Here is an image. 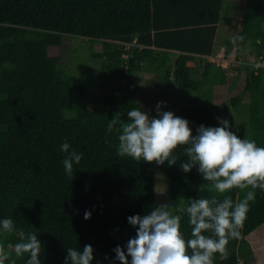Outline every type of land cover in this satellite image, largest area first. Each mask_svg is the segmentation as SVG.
Wrapping results in <instances>:
<instances>
[{
    "label": "trees",
    "instance_id": "1",
    "mask_svg": "<svg viewBox=\"0 0 264 264\" xmlns=\"http://www.w3.org/2000/svg\"><path fill=\"white\" fill-rule=\"evenodd\" d=\"M225 3L0 0V220L11 218L15 225L12 233H0V264H26L27 255L16 257L7 246L28 233H36L42 242V264H65L67 248L82 251L85 245L94 249L92 264H120L113 249L121 246L126 251L127 241L136 235L128 217L147 215L158 205L154 165L119 157L117 133L107 132L117 113L126 121L127 111L139 107L131 78L139 64L161 80H174L180 108L162 110L190 121L193 135L202 124L221 126L219 117L231 123L239 138L264 147L263 65L244 62L248 119L235 123L228 103L221 106L211 100L213 87L226 82V70L207 60L215 52ZM240 9L235 39H223L226 51L235 44L239 57V50L250 43L254 57L262 61L264 0H241ZM64 34L105 45L117 42L123 51L107 57L93 53L101 59L100 81L95 84L92 78L63 71L59 57L48 55L47 48L59 46ZM65 141L83 153L72 177L62 164L65 154L60 146ZM187 159L181 157L174 166L157 165L168 186L165 203L213 195L220 200L230 195L235 201L245 195L238 189L225 194L208 191V182L196 168L181 170ZM116 196H124V204L110 211ZM85 211H91V219L84 218ZM263 222L264 192L257 189L240 237L229 239L213 264H251L252 251L244 237ZM181 232L185 239L190 235L187 216L182 217Z\"/></svg>",
    "mask_w": 264,
    "mask_h": 264
},
{
    "label": "clouds",
    "instance_id": "2",
    "mask_svg": "<svg viewBox=\"0 0 264 264\" xmlns=\"http://www.w3.org/2000/svg\"><path fill=\"white\" fill-rule=\"evenodd\" d=\"M165 106L157 104L155 117L136 107L127 111L126 121L120 119L121 113L110 120L107 132L117 133V155L161 166L166 162L174 166L186 156L187 162L180 164L181 170L189 173L196 168L203 181L208 182V191L225 194L238 189L245 195L235 201L230 195H224L222 200L213 195L190 199L188 203L183 200L175 205L161 203L147 215L130 216L128 222L136 228V235L127 241L126 251L121 246L113 249L115 260L120 264H213L214 255L224 252L229 239L240 237L239 229L250 202L255 201L256 190L264 192V147L253 139L239 138L231 131V123L219 117L221 126L202 124L193 135L190 121L163 111ZM180 148L183 151L178 157L176 152ZM70 149L67 141L60 146L68 177L73 175L74 163L79 164L83 158V153ZM203 188L202 183L200 190ZM91 215V211H85L84 218L91 219ZM184 216L190 226L187 239L181 232ZM14 230L11 218L0 220V233ZM7 247L14 249L16 257L27 255L26 264H42L43 246L36 233H28L21 242ZM93 252L91 245H85L82 251L69 247L65 264H92ZM6 258L7 254L2 259Z\"/></svg>",
    "mask_w": 264,
    "mask_h": 264
},
{
    "label": "rangeland",
    "instance_id": "3",
    "mask_svg": "<svg viewBox=\"0 0 264 264\" xmlns=\"http://www.w3.org/2000/svg\"><path fill=\"white\" fill-rule=\"evenodd\" d=\"M241 0H226L222 16L225 19L224 23L228 26L220 34L222 41L225 39H235L236 28L238 25ZM223 42V41H222ZM224 45V44H223ZM222 46V45H221ZM220 47V46H219ZM236 45L233 44L228 51L229 59H234L235 62H229L230 65L226 70V82L224 85L214 86L211 92V100L217 105L228 103L231 107V114L234 122L237 123L248 119V103L249 96L245 89L246 69L244 62L248 64H258L264 66V60L260 61V56L254 57V52L250 43L239 50V57L235 55ZM123 51V46L120 43L113 42L105 45L102 41L97 40L90 42L87 38L63 35L59 46H49L47 48L48 55L59 57L60 68L72 76L92 78L93 82L100 81V58L94 57L93 53L101 52L104 57L109 53L117 50ZM189 66L195 65L194 61H188ZM140 65V64H139ZM137 65L136 70L132 73L134 93L139 107L150 116H156V106L158 103H163L165 108L171 111H178L180 102L173 90L174 80H161L142 69V66ZM125 83V79H122ZM98 91V88H97ZM233 103V104H232ZM96 104H89V107H94ZM236 135L234 127L231 128ZM154 165V182H155V199L157 204L165 203L168 191L167 182L157 166L156 162H151ZM124 196H116L113 198L110 206V211L120 208L124 204ZM249 243L252 255L249 258L251 264H264V222L251 231L244 237Z\"/></svg>",
    "mask_w": 264,
    "mask_h": 264
},
{
    "label": "built area",
    "instance_id": "4",
    "mask_svg": "<svg viewBox=\"0 0 264 264\" xmlns=\"http://www.w3.org/2000/svg\"><path fill=\"white\" fill-rule=\"evenodd\" d=\"M227 51H226V47L224 45L218 47L217 49H215L214 54H212V56L207 57V60H209L210 62H213L215 65H218L220 67H222L223 69H227L230 65L229 62H235V58L233 59H229V57L227 56ZM124 57H126L125 54H123Z\"/></svg>",
    "mask_w": 264,
    "mask_h": 264
},
{
    "label": "crops",
    "instance_id": "5",
    "mask_svg": "<svg viewBox=\"0 0 264 264\" xmlns=\"http://www.w3.org/2000/svg\"><path fill=\"white\" fill-rule=\"evenodd\" d=\"M239 19H240V15H239ZM224 22L225 21H221V22L218 23L217 37H216V40H215V49H217L219 46L224 44V42H222L223 40L222 41L220 40V38H221L220 34H222L224 30H227L226 27L228 26ZM210 56H212V55H210ZM210 56H207V57H210Z\"/></svg>",
    "mask_w": 264,
    "mask_h": 264
}]
</instances>
